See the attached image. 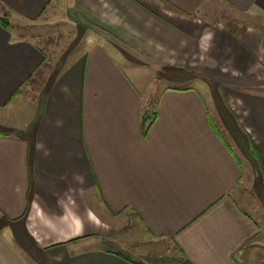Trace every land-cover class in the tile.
Here are the masks:
<instances>
[{"label": "crops", "instance_id": "1", "mask_svg": "<svg viewBox=\"0 0 264 264\" xmlns=\"http://www.w3.org/2000/svg\"><path fill=\"white\" fill-rule=\"evenodd\" d=\"M56 1L88 32L25 94L45 51L13 20ZM207 1L0 0V264H145L103 246L127 210L175 264L261 249L264 0H219L256 17L236 29L203 21Z\"/></svg>", "mask_w": 264, "mask_h": 264}, {"label": "rangeland", "instance_id": "2", "mask_svg": "<svg viewBox=\"0 0 264 264\" xmlns=\"http://www.w3.org/2000/svg\"><path fill=\"white\" fill-rule=\"evenodd\" d=\"M72 0H62V5L67 8ZM56 4L51 5L45 10L44 16L36 21H28L24 19H14L13 26L16 28V34L20 38H25L34 42L41 47L45 53L46 67L41 69L39 73L35 74L32 80L28 82L22 92L31 93L32 89L36 90L38 85H41L45 78L51 73V69L55 66L64 55L71 52L75 42L79 43L80 35L87 33L85 29L78 31V29L71 25L70 22L64 18V9ZM200 18L209 24H222L227 28H239L251 21L256 17H247L234 11L230 6L222 3L219 0L207 1L205 7L200 10ZM80 28V27H79ZM86 28V27H85ZM231 28V29H232ZM82 44L83 43L82 41ZM140 77L150 85L157 82V87L165 85L161 80L163 74L152 72L145 73L141 70ZM42 76V77H41ZM41 77V79H39ZM158 79V80H156ZM33 87V88H32ZM39 87V86H38ZM158 90V89H157ZM158 91H149L148 99H154ZM10 113V112H9ZM246 198V196H244ZM245 204H247L245 202ZM111 232L112 238L122 245L113 246L104 243L105 248H109L120 252L128 257L141 260L145 264H149L151 259L155 262L158 259L159 264H172L176 253L170 241L166 239H158L150 235L138 217L127 210L117 218L111 219ZM125 248H127L125 250ZM124 249V250H123ZM249 264H264V244L261 249L254 250L250 257L247 258ZM246 259V260H247Z\"/></svg>", "mask_w": 264, "mask_h": 264}, {"label": "trees", "instance_id": "3", "mask_svg": "<svg viewBox=\"0 0 264 264\" xmlns=\"http://www.w3.org/2000/svg\"><path fill=\"white\" fill-rule=\"evenodd\" d=\"M10 19V15L8 12H4L2 14V16L0 17V25L4 28H7L9 26V20ZM46 57L43 59V62L41 63V65L39 66V69H37V74L39 73V71L41 69H43L44 67H46V61H45ZM34 76V74L32 75ZM31 76V78H32ZM174 260V259H173ZM172 264H175V260L172 262Z\"/></svg>", "mask_w": 264, "mask_h": 264}]
</instances>
